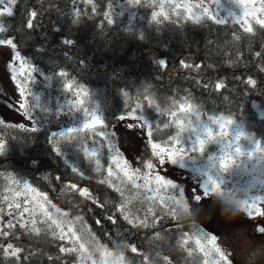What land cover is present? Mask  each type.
<instances>
[{
    "label": "trees",
    "instance_id": "obj_1",
    "mask_svg": "<svg viewBox=\"0 0 264 264\" xmlns=\"http://www.w3.org/2000/svg\"><path fill=\"white\" fill-rule=\"evenodd\" d=\"M113 1L94 0L98 11L92 15L91 6L82 0L76 4L79 12L72 10V0H17L12 14L0 17L4 23L0 39L15 35L20 54L40 70L64 69L76 82L101 88L102 118L107 125L101 127L103 133L112 131L116 118L139 103L151 139L166 144L179 134L172 114L189 104L209 115L235 118L264 144V117L253 107L256 100L264 109V73L256 70L264 64V26L242 31L234 21L190 20L181 12L171 22L155 24L148 20L153 8L144 7L147 0L136 7L134 22L123 16L108 24L103 13ZM32 8L38 11V22L26 29ZM157 58L167 61V70L158 69ZM181 59L202 62L205 67L184 70L179 66ZM217 77L227 78L223 93L214 90ZM239 77H254L258 86H246ZM2 124L0 120V136L6 142L0 154V176L23 177L62 212H68L69 219L82 216L83 221L73 227L88 250L105 251L125 264H205L190 239H203L208 233L189 219H176L175 210L186 211L184 208L161 204L146 211L145 199L132 184L116 186L105 168L95 171L86 161L85 148L99 139L96 130L70 133L60 141L61 151L55 152L50 133L53 125L23 132L11 128L15 125ZM70 167L79 171L73 173ZM57 175L62 179L57 181ZM69 182L88 187L103 207L65 187ZM112 216L115 222H111ZM40 228V234L29 235L17 224L13 231L20 240H8L23 247V255L34 253L24 264L77 263V252L70 244L60 241L44 224ZM4 240L0 237V243ZM61 246L66 251L61 252ZM48 256L53 259L49 261Z\"/></svg>",
    "mask_w": 264,
    "mask_h": 264
},
{
    "label": "rangeland",
    "instance_id": "obj_2",
    "mask_svg": "<svg viewBox=\"0 0 264 264\" xmlns=\"http://www.w3.org/2000/svg\"><path fill=\"white\" fill-rule=\"evenodd\" d=\"M79 1L76 0V4ZM189 2L192 16L190 20L211 17V20L213 19L216 23H225L228 20L237 23L243 14L239 0H181L179 12L184 18L186 15L184 6ZM6 4L7 0L4 4H0V7H4ZM14 5L10 9L11 13ZM154 5L159 7L157 0H147L144 7L152 6L153 8ZM137 6L138 4L129 3V0H114L108 5L107 12L112 21L126 16L130 23L134 22L136 18L134 12ZM166 7L171 9L172 6L166 5ZM72 10L75 12L77 5L76 8L72 7ZM151 11L148 16L149 22ZM173 16L174 13L170 10L169 19L161 18L160 25L171 22ZM254 25H257L255 21L252 22L251 28ZM0 26L4 27L2 21H0ZM0 52L4 53L3 56H0V118L13 122L12 125L24 123L26 127L35 129L53 125L51 135L65 133L63 138H59L63 142L71 134L81 133L85 130L83 129L86 119L85 109L89 113L95 112L96 115L102 117L101 88L87 87L82 84L88 90V95L84 97L83 105L78 108L74 107L68 101L75 97L72 92L65 90V78L58 75L60 70L48 73L30 63L35 68L28 83L26 97L28 110L32 117L30 123L14 109L20 97L9 74L8 57L10 53L6 49H0ZM78 85L81 83L77 82ZM253 107L260 117H264V109L260 107L258 101L253 100ZM135 114L140 117L138 122L118 120L113 126L111 133L119 142L117 147L109 146L108 138L101 135L103 133L100 130L101 127L98 126L94 129L97 131L99 139L84 151L92 153V150L96 149V153L85 157L86 161L93 165L95 171L97 166H99V170L105 168L110 181L116 186L127 187L132 184L145 199L146 211H153L155 205L161 204L179 206L186 211L190 209L193 215L189 220L199 224L208 235L216 237L217 246L227 257L228 264H264V216L253 217L242 211V207L246 205L257 202L264 204V144L253 133L248 132L235 118L228 117L231 118V123L226 127V135H221L219 125L223 121L220 120V117L227 118V116L209 115L198 111L189 104H185L183 108L180 107L177 112L172 114L179 134L166 144H156L164 146L169 152L178 153L173 157L177 160L176 164L169 163L166 167H159L157 171L160 174L169 173L166 178L172 180L178 189L185 190L186 199L181 200L179 190L172 187L160 188L157 191L145 190V185L151 182L141 179V177H145L149 170L144 167L143 159L139 164V159L143 158L147 151L144 130L148 132L149 130L140 108L135 111ZM1 121L3 122V120ZM129 124L135 126L129 127ZM209 132H211V136L208 135ZM201 140L204 141L202 151L199 144ZM56 147L60 152L61 144ZM237 148L240 149L239 154L236 151ZM181 149L183 151H180ZM120 150L131 163L134 172L133 179H129L126 175L128 165L123 160L116 163L113 159ZM55 152L57 151L55 150ZM225 157L230 158V163L227 168H222L221 159ZM66 161L71 165L69 160ZM97 161H99V165H97ZM137 169L139 170L136 171ZM7 176H0V197L3 201V206L0 208L3 209V213H0V221L4 225L8 219L18 218L19 211L28 206V201L37 199L36 194L25 191L22 185L11 183L10 179H6ZM14 177L20 182L27 181L20 176ZM205 181L208 182L209 188H212L213 184L219 185L220 193L213 195L211 200L202 197L204 206L207 207L211 203L214 208L219 207L221 218L226 219L228 225H224L220 221L213 222L211 211L204 213L202 209L197 208V202L191 199L190 193L192 195L201 194V184ZM37 192L40 191L37 190ZM37 202L42 201L37 200ZM15 203L21 205L19 210L14 207ZM9 204H13V207L9 208ZM51 205L55 204L51 202L45 207L55 217L58 215L57 207ZM9 212H12V217L8 216ZM36 218L37 220L42 219L39 214ZM24 219H28L27 213L24 214ZM40 225L42 224L38 223L37 227ZM66 230L67 225L65 226ZM49 232L56 236L55 229L49 230ZM197 239H199L198 236H193L190 239V242L195 246L193 249L202 254V259L205 262L207 260L208 264H211V261L216 259L215 252H212L210 256L206 255L197 247ZM203 239L206 243L207 237ZM70 247L77 252L78 261L76 264H125L120 258L105 251L88 250L80 239L70 244Z\"/></svg>",
    "mask_w": 264,
    "mask_h": 264
},
{
    "label": "snow or ice",
    "instance_id": "obj_3",
    "mask_svg": "<svg viewBox=\"0 0 264 264\" xmlns=\"http://www.w3.org/2000/svg\"><path fill=\"white\" fill-rule=\"evenodd\" d=\"M5 0H0V4H4ZM82 2L86 5L91 6L92 15H96L98 9L94 6V0H82ZM159 3V7H153V10L151 11V18L150 22L155 24H160L162 22L161 18L163 20L169 19V11L171 10L174 14L178 13L181 7V0H157ZM17 3V0H7V4L4 7H0V16L4 15H11L10 9L14 4ZM129 3L131 4H140L141 0H129ZM239 4L243 8V14L240 18V20L237 21V23L240 25V28L242 31H248L251 32L252 28V22L255 21L257 24L264 26V0H239ZM166 5H171V9L166 7ZM72 7L76 8V0H72ZM80 9L77 8V12H79ZM184 12H185V19H191V6L190 2L188 5L184 6ZM205 12L207 10L205 9ZM103 16L107 19V23L111 24L113 21L109 17V13L107 11H104ZM38 11L35 8H32L31 11H29L27 20L25 22L24 27L26 29L33 28L37 22H38ZM211 19V17H209ZM75 22V21H74ZM195 22V21H193ZM3 31L2 26H0V32ZM142 38V37H141ZM65 43L71 44V40H66ZM0 49H6L8 53H10V56L8 57V67H9V74L12 77L13 83L16 86L17 93L20 97L18 103L14 106V109L20 113L22 117H24L27 121L31 123V115L28 110V103H27V88L28 83L31 80L32 73L35 71V68L30 64L29 61L25 60L22 55H20L19 51V41L17 40L15 35H9L6 38L0 39ZM4 53L0 52V56H3ZM257 57L259 58V54H257ZM155 62L158 66V69L161 71H165L168 68V63L163 58H157L155 59ZM179 66L181 69L188 70V69H200L204 68L205 65L201 62L199 64H192L189 63L188 60L181 59L179 62ZM209 68H213V65H208ZM260 73H264V64H261L256 69ZM58 75L62 78H65L64 82V88L66 91L72 92L75 99L69 100L68 103L74 107H80L84 103V97L88 95V90L81 84L77 86V82L69 78L70 74L64 70L61 69L58 72ZM238 79H242L246 86L250 87H256L258 86V81L254 77H239ZM205 88L209 87L208 84L204 85ZM227 88V78L226 77H217L214 82V90L218 93H223V91ZM125 97H127L128 93L123 92L122 93ZM182 108L184 105L181 106ZM141 108L140 104H136L135 108L127 113H123L122 115L118 116L116 119L119 121H135L138 122L140 120V117H138L135 114L136 109ZM85 114V122L83 124V129L85 130H94L98 126L99 127H107V125L104 123L103 118L96 115L95 112L89 113L87 109L84 110ZM0 120H3V124L6 127H9L8 125L12 124L13 122L5 121L3 118H0ZM220 120L223 121L220 123V129L221 135H226V127L228 124L231 123V118H225L220 117ZM129 127H134V124H129ZM13 129H19L23 132L28 131H35V128L26 127L24 123L15 124L14 127H11ZM145 134V148L146 152L144 154V157L139 159V164H141V160L143 159L144 167L147 168L149 171L146 173L145 177H141V179H146V181H150L151 183H147L145 185L146 191H157L160 188L164 187H172L175 189H178V186L173 183L172 180L167 179V175L169 173L160 174L157 169L161 166L166 167L167 164H176L177 160L174 159V155L178 153H172L169 152L167 148L164 146H157L156 142L151 139L150 133L147 130H144ZM103 137L108 138L109 146L110 147H117V144L119 143L115 136L111 134V131H105L101 134ZM209 136H211V132L208 133ZM65 136V133H59V134H52L51 143L54 146V149L58 152L59 148L56 147L57 145H60V139ZM5 138H0V154L3 153L4 146H5ZM200 144V150H203V144L204 141H199ZM180 151H183L182 149ZM237 153L239 154L240 149H236ZM96 153V149L92 150V153L85 152V157L90 156L92 154ZM167 154V158H166ZM116 163H119L120 160H123L126 165H128V172L126 175L129 179L134 178V172L131 167V163L125 158L124 154L121 152L116 153V156L113 158ZM182 162V161H181ZM230 163V158L225 157L221 159V167L227 168ZM97 165H99V161H97ZM71 172L76 173L79 171L75 167H70ZM97 171H99V166H97ZM137 169L136 171H138ZM170 171V170H169ZM6 179H10L11 183L16 185H22L24 190L27 192H31L33 194H36L37 199L30 200L27 202L28 206L23 207L22 211H19V216L15 220L10 218L7 220L6 225L0 221V237L5 238L4 242L0 243V264H24V261L29 260L31 256L34 255L33 252L28 251L27 255H23L25 252V249L21 246H18L17 244L13 242H8L10 239H15L16 241L20 240V236H17L16 233L13 231V229L18 224L19 229H22L25 233H28L31 235L32 233L40 234L43 230L40 227H37L38 223L46 224L48 230L55 229V235L60 239V241H67L68 244H72L76 241H79L80 234L77 235V231L74 229L73 225L76 222H82L83 217L82 216H75L73 219H69V213L68 212H62L59 208L56 209L58 215L53 216L45 207L46 204H51V201L48 199V196L46 193L37 192V189L34 188L29 182L24 181L20 182L16 180V178L9 173ZM47 179V178H46ZM57 181L61 180L62 178L57 175L55 177ZM67 188L73 189V191L77 192L80 197L84 198L86 201H91L92 204H96L97 207L102 208L103 205L100 204L98 199L92 198V193L90 192L88 187H79L78 184H73L72 182H69L65 185ZM180 193L181 200H185V190L178 189ZM220 188L219 185L213 184L212 188L208 187V182L205 181L201 184V194L192 195L191 199L197 202V208L202 209L204 213H208L211 211L213 222L220 221L224 225H228V221L226 219L221 218L220 215V208L219 207H213L211 203L207 205V207L204 206V201L202 200V197L207 198L208 200L212 199L213 195L219 194ZM5 200H7V197H5ZM37 200L42 202H37ZM187 201V200H186ZM52 207H55V205H51ZM13 204H9V208H12ZM14 207L19 210L21 208V205L19 203H15ZM242 211L248 214L249 216H264V204H261L259 202L246 205L242 207ZM0 213H3V209H0ZM27 213L28 219H24V214ZM37 214H39L42 219L37 220ZM12 212L8 213L9 217H12ZM111 222H115L116 217L112 216L110 218ZM100 221L97 220V224H99ZM67 225V230L65 231V226ZM207 240L206 243L202 239H197L196 244L197 247L202 251L205 252L206 255L210 256L212 252H215L216 259L211 261V264H228L227 257L221 252L220 248L217 246L216 243V237L211 235H206ZM61 252L66 251L63 246H61L60 249ZM47 259L51 261L53 259L52 256H48ZM205 264H208V261L206 260Z\"/></svg>",
    "mask_w": 264,
    "mask_h": 264
},
{
    "label": "clouds",
    "instance_id": "obj_4",
    "mask_svg": "<svg viewBox=\"0 0 264 264\" xmlns=\"http://www.w3.org/2000/svg\"><path fill=\"white\" fill-rule=\"evenodd\" d=\"M198 214V213H197ZM193 213L192 211L189 209L188 211H184L180 208H177L175 210V216H176V219L178 221H185V220H188L192 217Z\"/></svg>",
    "mask_w": 264,
    "mask_h": 264
}]
</instances>
